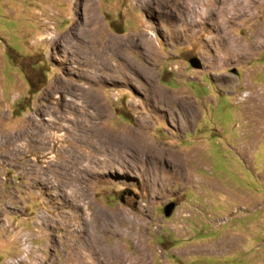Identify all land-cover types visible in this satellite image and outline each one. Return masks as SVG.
Wrapping results in <instances>:
<instances>
[{"label":"rangeland","instance_id":"obj_1","mask_svg":"<svg viewBox=\"0 0 264 264\" xmlns=\"http://www.w3.org/2000/svg\"><path fill=\"white\" fill-rule=\"evenodd\" d=\"M141 132L155 157L137 155ZM12 262L264 264V0H0Z\"/></svg>","mask_w":264,"mask_h":264},{"label":"bare ground","instance_id":"obj_2","mask_svg":"<svg viewBox=\"0 0 264 264\" xmlns=\"http://www.w3.org/2000/svg\"><path fill=\"white\" fill-rule=\"evenodd\" d=\"M200 1V0H199ZM231 1L232 0H222V4H224L225 6H226V4H230L231 3ZM193 2L194 3H197L198 2V0H193ZM237 3H239V2H237ZM187 4V3H186ZM234 6V5H233ZM240 6H243V5H240ZM235 7V6H234ZM190 8V7H189ZM219 8V7H218ZM238 8V7H237ZM215 9H217L216 7H215ZM220 9H221V12H223L222 10H224L223 9V7H221V8H219L218 9V13L220 14L221 12H220ZM234 9V8H233ZM236 9V8H235ZM241 9V8H240ZM209 11H211L210 9H209ZM237 11V10H236ZM242 11H243V9H242ZM189 12L192 14H194L196 17V19L195 18H193L192 17V19L190 20V23H191V25H195L196 23H198V22H200V20H198V18H202L201 16H202V14L199 12V11H197L195 8H191V9H189ZM239 12V11H238ZM94 13V12H93ZM202 13H203V11H202ZM235 13H237V12H235ZM91 14V13H90ZM217 14V13H216ZM190 15V14H189ZM211 15H212V13H211ZM215 16V15H214ZM219 16V15H218ZM203 18H204V16H203ZM203 20H205V19H203ZM208 20V19H207ZM212 20V19H211ZM97 21V17H93V16H91V15H87V17H86V20H85V22H84V24L82 25V31H84V32H90V33H92V27H93V25L94 24H96V23H98V22H96ZM219 21H218V18H215V19H213V23H214V25H216L217 26V23H218ZM81 32V31H80ZM82 33V32H81ZM82 35V34H81ZM88 35V34H87ZM193 35V34H192ZM81 41V40H80ZM83 41V43L86 45V46H88L87 47V49L90 51L89 52V54H91V55H96V53L94 52V50L93 49H91L92 47H90V41H88V40H86V39H83L82 40ZM124 46V44H123V41L121 40V39H117V38H110L109 40H108V42H107V44L105 45V47H104V49H103V51H102V55H107V54H111L112 56H115V57H119V54L121 53V49L122 48H124L123 47ZM238 48H237V46L235 47V49L234 50H237ZM147 50V49H146ZM245 51V50H244ZM100 52V51H99ZM237 52V54L238 53H240V52H238V50L236 51ZM84 54H85V52H84ZM88 54V53H87ZM99 54V53H98ZM243 54V53H242ZM245 54V53H244ZM124 55V54H123ZM87 56V55H86ZM91 58H92V56H90ZM94 57V56H93ZM124 57V56H123ZM104 58V57H103ZM86 59V58H85ZM99 59V58H98ZM105 59H107V58H105ZM108 62V61H107ZM106 62V63H107ZM108 64V63H107ZM110 66V65H109ZM107 67V66H106ZM115 69H111L110 67V71L112 72V73H115L119 68H120V64H115L114 66H113ZM118 74V73H117ZM158 90V89H157ZM156 93H157V91H156ZM160 93V92H159ZM157 96L159 95L158 93L156 94ZM160 96H163V92H161V95ZM247 97V96H246ZM244 100H246V99H244ZM98 101V100H97ZM99 103V102H98ZM100 105V104H99ZM186 107V106H185ZM188 108H190L191 109V106L187 103V107H186V109H188ZM98 109L99 110H102V113H103V109H104V106H102V107H100V106H98ZM185 109V110H186ZM192 110V112L190 113V112H188L187 110L185 111L186 112V114H185V116H186V124L187 125H190L191 123H192V121L196 118V113H195V111L193 110V109H191ZM194 111V112H193ZM103 115V114H102ZM101 116V115H100ZM103 117V116H102ZM132 139H133V141H135V149H136V153H137V155H146V154H149L151 157L152 156H154L155 157V155H156V151H155V148H153V147H155L154 145H150L149 143H147L146 142V139H145V136H144V134L141 132L140 134H133V137H132ZM118 140L119 141H121V138L119 137L118 138ZM124 141H125V139H124ZM123 141V142H124ZM151 144H153V143H151ZM133 148V147H132ZM131 149V148H130ZM129 149V150H130ZM122 150V149H121ZM115 151V150H114ZM116 152V151H115ZM133 152V151H132ZM112 153V152H111ZM176 154V153H175ZM174 153L172 154V156H171V154H170V156L173 158V160L175 161V160H177L176 158H177V156L178 155H175ZM110 154H108V156H109ZM112 156V155H111ZM110 157V156H109ZM140 157V156H139ZM169 157V156H168ZM171 158V159H172ZM176 165V164H175ZM178 167V166H177ZM182 168V167H181ZM182 172V171H181ZM85 238V237H84ZM95 240H96V238H95ZM90 242H91V240L89 239V238H85V243H86V245L88 246L89 244H90ZM94 242V241H93ZM90 246V245H89ZM93 247V246H92ZM87 248V247H86ZM95 249V248H94ZM113 254V253H112ZM118 254H119V252H118ZM114 255V254H113ZM122 255V254H121ZM110 256V255H109ZM115 256V255H114ZM112 257V256H111ZM102 258H104V256L102 257ZM106 259H107V257H105ZM113 258V257H112ZM113 260V259H112ZM118 260V259H117ZM119 260H121V258L119 259ZM123 260H125V258L123 259ZM19 261H21V260H19ZM110 261V260H109ZM108 261V262H109ZM115 261V260H114ZM106 262V261H105ZM19 263V262H18ZM22 263V262H21ZM83 263V262H82ZM107 263V262H106ZM117 263V262H116ZM115 263V264H116ZM136 263V262H135ZM8 264H16V263H8ZM104 264V263H103ZM113 264V263H112Z\"/></svg>","mask_w":264,"mask_h":264},{"label":"water","instance_id":"obj_3","mask_svg":"<svg viewBox=\"0 0 264 264\" xmlns=\"http://www.w3.org/2000/svg\"><path fill=\"white\" fill-rule=\"evenodd\" d=\"M190 63L191 65H193L196 68H201L202 67V62L198 57H193L190 59ZM175 203L171 202L169 203L166 207H165V214L166 215H171V213L173 212V210L175 209Z\"/></svg>","mask_w":264,"mask_h":264}]
</instances>
